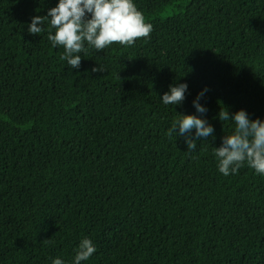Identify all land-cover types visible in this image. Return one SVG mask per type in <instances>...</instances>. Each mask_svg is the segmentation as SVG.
Here are the masks:
<instances>
[{
    "label": "trees",
    "instance_id": "trees-1",
    "mask_svg": "<svg viewBox=\"0 0 264 264\" xmlns=\"http://www.w3.org/2000/svg\"><path fill=\"white\" fill-rule=\"evenodd\" d=\"M58 2L0 0V264H73L84 238L81 264H264V177H225L214 155L235 128L222 107L264 121V0H133L150 40L79 69L47 25L27 31ZM204 89L214 133L187 152L166 132Z\"/></svg>",
    "mask_w": 264,
    "mask_h": 264
},
{
    "label": "clouds",
    "instance_id": "clouds-1",
    "mask_svg": "<svg viewBox=\"0 0 264 264\" xmlns=\"http://www.w3.org/2000/svg\"><path fill=\"white\" fill-rule=\"evenodd\" d=\"M45 25L52 48H63L60 59L67 61L71 69H79L83 59L81 53L87 54L90 49L99 53L112 45L132 47L141 38L147 43L154 30L133 0H59L46 15L32 17L27 31L30 35L39 36L45 31ZM91 71L104 72V68L93 67ZM187 87V84L170 86L161 101L165 105L182 104ZM206 91L204 89L198 93L193 101V107L199 116L177 114L178 118L166 132L169 138L184 137L187 152L197 149L198 139L207 141L214 133V128L207 120L200 118L206 114L207 109L198 101ZM218 119L221 122L231 120L235 124L234 132L225 135L218 148L214 147L218 171L227 177L237 174L246 165L256 175L264 177V121L249 120L248 113L244 110L235 112L230 118L223 107L218 113ZM193 130L195 136L190 135ZM49 241L50 239L44 242ZM96 251L97 248L90 239H82L73 264L87 261ZM52 264H64V261L57 258Z\"/></svg>",
    "mask_w": 264,
    "mask_h": 264
}]
</instances>
